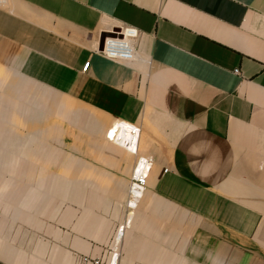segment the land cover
<instances>
[{
  "label": "crops",
  "instance_id": "crops-1",
  "mask_svg": "<svg viewBox=\"0 0 264 264\" xmlns=\"http://www.w3.org/2000/svg\"><path fill=\"white\" fill-rule=\"evenodd\" d=\"M127 26L135 60L97 51ZM1 43L18 72L105 117L100 140L117 119L141 127L154 166L116 221L131 219L118 264H264V0H0ZM117 147L93 161L125 201L138 155Z\"/></svg>",
  "mask_w": 264,
  "mask_h": 264
},
{
  "label": "rangeland",
  "instance_id": "rangeland-1",
  "mask_svg": "<svg viewBox=\"0 0 264 264\" xmlns=\"http://www.w3.org/2000/svg\"><path fill=\"white\" fill-rule=\"evenodd\" d=\"M1 49L0 256L92 264L121 246L115 224L128 213L114 177L93 161L99 148L118 149L99 139L107 119L18 72Z\"/></svg>",
  "mask_w": 264,
  "mask_h": 264
},
{
  "label": "built area",
  "instance_id": "built-area-1",
  "mask_svg": "<svg viewBox=\"0 0 264 264\" xmlns=\"http://www.w3.org/2000/svg\"><path fill=\"white\" fill-rule=\"evenodd\" d=\"M111 35L105 38L104 48L97 51L107 58L114 61L131 62L136 59L135 42L139 36V32L136 28L118 27L110 30ZM91 61H87L82 67L83 72H87L90 67ZM236 73H239V69H235ZM118 125H114L107 134L109 141L118 143L122 136L121 130L125 128L128 133V138L125 140L124 148L129 152L138 155L135 167L132 172L129 193L126 202V209L128 215H132L138 207L146 189L148 186L149 176L153 170L154 161L152 158L139 155V141L141 137V127L133 122L126 121L124 119H117ZM168 171V168H165ZM130 218L127 223L130 222ZM123 226L118 227L119 234L123 232ZM120 253L115 245L111 248L108 256L92 258V264H118Z\"/></svg>",
  "mask_w": 264,
  "mask_h": 264
},
{
  "label": "bare ground",
  "instance_id": "bare-ground-1",
  "mask_svg": "<svg viewBox=\"0 0 264 264\" xmlns=\"http://www.w3.org/2000/svg\"><path fill=\"white\" fill-rule=\"evenodd\" d=\"M135 55H136V54H135ZM114 125H118V121L115 122V123H114V124L108 129V131H107V133H106V138H107V134H108L109 130H110L111 128H113ZM120 132H121V136H122V138H121V140H120L118 143H115V144H116V145L119 144L122 148H124V143H125V140L128 138V133H127V131H126L125 128H122V130H121ZM107 139H108V138H107ZM128 226H129V224L126 223V227H128ZM126 227L123 226L124 229H123V232H121V235L119 234V231H117L116 242H118V241H120V240L122 239V237L124 236V233H125Z\"/></svg>",
  "mask_w": 264,
  "mask_h": 264
},
{
  "label": "water",
  "instance_id": "water-1",
  "mask_svg": "<svg viewBox=\"0 0 264 264\" xmlns=\"http://www.w3.org/2000/svg\"><path fill=\"white\" fill-rule=\"evenodd\" d=\"M111 35L110 32L107 31H103L100 35V42H99V49L102 50L104 48V42H105V38L107 36Z\"/></svg>",
  "mask_w": 264,
  "mask_h": 264
}]
</instances>
